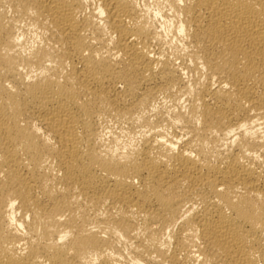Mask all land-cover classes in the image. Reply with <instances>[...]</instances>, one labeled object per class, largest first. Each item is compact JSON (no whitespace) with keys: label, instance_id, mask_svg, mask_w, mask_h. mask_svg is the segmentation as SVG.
Here are the masks:
<instances>
[{"label":"bare ground","instance_id":"bare-ground-1","mask_svg":"<svg viewBox=\"0 0 264 264\" xmlns=\"http://www.w3.org/2000/svg\"><path fill=\"white\" fill-rule=\"evenodd\" d=\"M4 6L0 264H264V0Z\"/></svg>","mask_w":264,"mask_h":264},{"label":"rangeland","instance_id":"rangeland-1","mask_svg":"<svg viewBox=\"0 0 264 264\" xmlns=\"http://www.w3.org/2000/svg\"><path fill=\"white\" fill-rule=\"evenodd\" d=\"M0 12L6 13L8 18H15L13 13H11L5 6L0 7ZM14 28L16 31H18V33H21L26 40V49L30 48V46L36 44V42L38 41V35L36 34L32 26H27L24 21H15ZM166 101H161V99H158L157 104H169L168 100ZM99 126L101 131V138L104 141H113V144H116L117 147H122L125 145L130 146L137 143L138 141L136 124L130 122L128 123L123 117L119 115L111 114L107 111L102 112V114L99 116ZM112 212L115 213L116 210L113 209ZM11 217L12 215L8 213L6 215V220L10 228H14L15 223L11 221ZM129 250V243H115V251H119L123 256H127Z\"/></svg>","mask_w":264,"mask_h":264}]
</instances>
